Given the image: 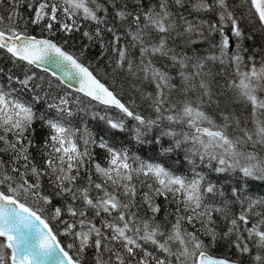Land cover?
Listing matches in <instances>:
<instances>
[{
	"label": "snow or ice",
	"instance_id": "obj_1",
	"mask_svg": "<svg viewBox=\"0 0 264 264\" xmlns=\"http://www.w3.org/2000/svg\"><path fill=\"white\" fill-rule=\"evenodd\" d=\"M0 264H264V0H0Z\"/></svg>",
	"mask_w": 264,
	"mask_h": 264
},
{
	"label": "trees",
	"instance_id": "obj_2",
	"mask_svg": "<svg viewBox=\"0 0 264 264\" xmlns=\"http://www.w3.org/2000/svg\"><path fill=\"white\" fill-rule=\"evenodd\" d=\"M78 43V42H77ZM99 53L98 48H94L89 53V59L92 60L93 63H95V56Z\"/></svg>",
	"mask_w": 264,
	"mask_h": 264
}]
</instances>
